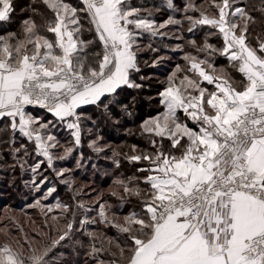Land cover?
<instances>
[{
	"label": "snow or ice",
	"instance_id": "obj_1",
	"mask_svg": "<svg viewBox=\"0 0 264 264\" xmlns=\"http://www.w3.org/2000/svg\"><path fill=\"white\" fill-rule=\"evenodd\" d=\"M17 8L0 31V171L30 173L28 207L56 234L6 235L0 264L64 247L66 264H264V0H0V26ZM161 46L183 63L147 98L144 146L113 147L104 130L136 117ZM85 138L111 161L106 192L60 163L83 169Z\"/></svg>",
	"mask_w": 264,
	"mask_h": 264
},
{
	"label": "trees",
	"instance_id": "obj_2",
	"mask_svg": "<svg viewBox=\"0 0 264 264\" xmlns=\"http://www.w3.org/2000/svg\"><path fill=\"white\" fill-rule=\"evenodd\" d=\"M17 2H18V4H25V3H27V0H17ZM250 2H254V0H250ZM134 3H145L148 6H151L152 4L160 3V0H134ZM161 11H163V10H161ZM22 15L23 14L20 13L19 8H17V12L13 14L12 22L10 24H5L3 26H0V31H2L3 29L17 30L18 27H19L18 21H19V19L21 18ZM255 15H258V14H255ZM156 18H158V17L156 16ZM259 32H260V28H259V25H257L256 28L253 31V35L255 36ZM186 35H188V34H186ZM197 37H198V39H202V34L198 33ZM145 42H147V41H145ZM166 43L173 44V43H175V41L167 40ZM161 52H162V54H166V55H170V56L174 57V61L168 60L166 63L159 65L158 67H160V68H157V69L154 68L157 71H155L154 72L155 74L153 73L152 76L156 78L155 75L159 76V74L160 75L162 74L163 75V79H165L166 75L171 70H173L174 65L176 63H183V61L180 58H178L179 57V56H177L178 54H174V53H171V52H168V51L164 50L163 46H161ZM151 55H152L151 53L146 52V53H144L143 58L144 59H149V57ZM218 63H224V61L221 59L220 61H218ZM159 69H163L165 71L162 72ZM149 71H151V68L144 67L143 74L148 73ZM155 78L153 80H151V81L146 83V85L150 84L151 87L149 88V87L146 86L147 88H145L144 92L141 94V102H140V104L137 107V115H136V117L131 118V119H126V122H123V127H121L119 130L112 129V128H107V129L104 130L103 134H104L105 138L112 142L113 147H116L118 145H123L125 143L126 144L135 143V144H138V145H140L142 147L144 146V142L139 138L138 124H139L140 119H142V118H144V117H146V116H148L150 114L154 115L156 113V111H157L156 109H153V107L150 106L152 103H155L154 102L155 100L154 101L152 100L151 102H149V100L147 99L149 96L154 97L156 95L157 90L160 88V85H159L160 83ZM133 94H135V93H133ZM36 110H40V109H36ZM129 130L131 132H135L137 134L136 135H129V134H127V132ZM86 141H87V138H85L84 142H86ZM123 150L127 151L128 149L124 148ZM72 162L73 161L71 159H69L67 166L74 168V172L76 174V178L80 179L82 181H88V179H89L88 173H89L90 169H92L91 164L89 162H87V168H86L85 172H82L80 169L79 170L76 169L75 162L74 163H72ZM104 166H106L107 169L112 167L110 162H107L106 164H104ZM129 168H130V166L125 164L124 168L121 169V171H128ZM4 176H6V177H9V176L15 177V180L12 182L11 185H10V183L8 181H6L5 183H7L8 186L7 187L6 186L1 187L0 191L1 192H5L12 199L16 198L18 195L14 196V194H16V192L20 193L19 192L20 188L18 186L19 185V180L24 177V174H22L20 171L16 170L15 173L7 172V173L4 174ZM113 178L114 177H113L112 173L106 175V174H101L100 171H96L95 172V176H94V180H95L96 183L94 182L93 184L97 185V183H98L97 181L99 180L101 182V184L99 185L100 188H108V186L112 183ZM58 189H59L58 193H59V195L61 197V200L68 201L71 194L64 188L63 185L59 186ZM96 189L98 190V188H96ZM100 190L101 189H99L98 191H100ZM13 209H15V208H13ZM113 234H114L113 231H109L108 235H113ZM35 237H37V239H39L40 236H35ZM45 237L47 238V236H44V238ZM61 252L65 253L64 257L60 256ZM69 252H70V249L68 247L54 249L50 253L49 260L57 261L56 264H66V261L68 259H77V258L70 257L68 255ZM80 257L78 258L79 260H80Z\"/></svg>",
	"mask_w": 264,
	"mask_h": 264
},
{
	"label": "rangeland",
	"instance_id": "obj_3",
	"mask_svg": "<svg viewBox=\"0 0 264 264\" xmlns=\"http://www.w3.org/2000/svg\"><path fill=\"white\" fill-rule=\"evenodd\" d=\"M178 2H179V0H178ZM156 16L158 17L157 18L158 20L166 19L167 18V11L166 10L160 11L159 13H156ZM186 34L187 33L185 32V35ZM166 41H165V43H166ZM168 44H170V43H168ZM160 55L170 56V55L162 54V52H160ZM177 56H179V54ZM178 58H180V56ZM171 60L174 61V57L171 56ZM157 68H160V67H156V69ZM156 69L151 68V71H149L148 73H145V75L152 76L153 73L155 71H157ZM159 70H161L162 72L165 71L163 69H159ZM155 76H156V78H158V80L156 79L157 81H163L164 80L162 74L161 75L159 74V76H157V75H155ZM147 82H149V81H146L145 83H147ZM150 106L153 107V109L158 110L156 102L152 103ZM60 135H61V137H64L67 134L65 132H61ZM105 140L109 144L112 145L111 141L107 140L106 138H105ZM83 152H84V155L86 157V159L84 161L85 167L83 169H80V170L82 172H85V170L87 168V162H89L91 165L96 164L97 168L95 169V171L93 168L90 169V171L88 173V175H89L88 181H82L80 179H77V183L81 184V183L86 182L88 185H92L95 188H98V190L101 189L100 191L106 192L108 190V188H100L99 185L101 184V182L99 180L97 181L98 186L93 184L95 182L94 176H95L96 171H100L101 174H105L106 171L109 174L113 173L114 170L112 169V167L107 169V167L104 166V164H106L107 162L111 163V161L108 159H105V157L103 155L97 156L95 153H93L91 151V149H89L87 147V141L84 142ZM109 155H110V153H109ZM71 160L73 161L72 163L75 162L74 159H71ZM68 161L69 160L63 161L60 163L62 166L68 167L67 166ZM29 162H31V161H29ZM69 168H72L74 171L73 167H69ZM17 171H19V169H17ZM8 172H11V171H8ZM5 173H7V172L0 171V188L3 186H6V187L8 186V184L5 183L6 181H8L11 185L12 182L15 180V177L4 176ZM30 178H31L30 173H24V177L19 180L18 186L20 188V191H19L20 193L16 192V194H14V196L18 195L16 198L12 199L5 192L0 191V242H3L5 240L6 235H7V238L12 240V241L23 242L24 239L27 237L29 240H36L37 242H40V240L37 239V237H35V236H43V237L47 236L49 234V231H50L49 226H52L51 235L55 236V234H56L55 233V225L53 224V222L50 219L48 220V222L46 224L45 223V217L40 213L39 210L32 209V208L28 207V204H30L32 202L33 195H34L33 193H31L30 186L25 185V181L29 180ZM57 186L59 187L61 185H57ZM58 195H59V193H58ZM59 197H60V195H59ZM60 199H61V197H60ZM85 200L87 201V197H85ZM13 208H15L16 210ZM108 234H109V232H108ZM45 239H47V238L45 237ZM83 260H84V256L81 255V257H80L81 264H82ZM56 263H57V261L50 260V264H56Z\"/></svg>",
	"mask_w": 264,
	"mask_h": 264
},
{
	"label": "crops",
	"instance_id": "obj_4",
	"mask_svg": "<svg viewBox=\"0 0 264 264\" xmlns=\"http://www.w3.org/2000/svg\"><path fill=\"white\" fill-rule=\"evenodd\" d=\"M36 113L43 115V110H34Z\"/></svg>",
	"mask_w": 264,
	"mask_h": 264
}]
</instances>
